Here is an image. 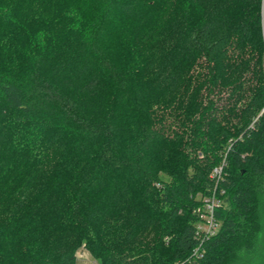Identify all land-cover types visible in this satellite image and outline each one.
<instances>
[{
	"label": "trees",
	"instance_id": "trees-1",
	"mask_svg": "<svg viewBox=\"0 0 264 264\" xmlns=\"http://www.w3.org/2000/svg\"><path fill=\"white\" fill-rule=\"evenodd\" d=\"M263 110L264 0H0V264H232Z\"/></svg>",
	"mask_w": 264,
	"mask_h": 264
},
{
	"label": "built area",
	"instance_id": "built-area-1",
	"mask_svg": "<svg viewBox=\"0 0 264 264\" xmlns=\"http://www.w3.org/2000/svg\"><path fill=\"white\" fill-rule=\"evenodd\" d=\"M223 165L216 167L213 171V176L218 178V182L221 179ZM218 186V184H217ZM217 186L213 193L206 197H201V204L195 209V213L198 215V223L196 225V233L200 238H209L217 234L220 228V222L216 218V212L224 207V201L221 202V196L225 194L224 191L218 193ZM204 250L201 246L194 252V256H202Z\"/></svg>",
	"mask_w": 264,
	"mask_h": 264
},
{
	"label": "rangeland",
	"instance_id": "rangeland-1",
	"mask_svg": "<svg viewBox=\"0 0 264 264\" xmlns=\"http://www.w3.org/2000/svg\"><path fill=\"white\" fill-rule=\"evenodd\" d=\"M220 198H221L220 199L221 202H223L224 201V199H222L223 197ZM263 200H262V206L260 207V224H261L260 234L257 237L252 249L248 251H244L232 262V264H264V201ZM225 206L227 205L225 204L224 207ZM224 207L222 206L219 209H222ZM154 237H155L154 234H150L146 239L147 241H151ZM76 257H77V264H97L95 259L83 247L77 251Z\"/></svg>",
	"mask_w": 264,
	"mask_h": 264
},
{
	"label": "water",
	"instance_id": "water-1",
	"mask_svg": "<svg viewBox=\"0 0 264 264\" xmlns=\"http://www.w3.org/2000/svg\"><path fill=\"white\" fill-rule=\"evenodd\" d=\"M264 111V110H263Z\"/></svg>",
	"mask_w": 264,
	"mask_h": 264
}]
</instances>
